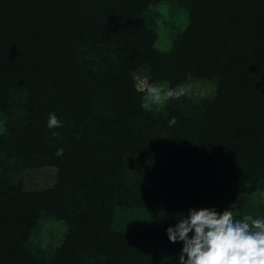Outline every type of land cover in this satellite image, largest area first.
Masks as SVG:
<instances>
[{
	"label": "trees",
	"instance_id": "1",
	"mask_svg": "<svg viewBox=\"0 0 264 264\" xmlns=\"http://www.w3.org/2000/svg\"><path fill=\"white\" fill-rule=\"evenodd\" d=\"M165 3L186 24L164 48ZM138 70L214 88L146 111ZM0 120V264H178L189 209L264 218L242 192L264 190V0H0ZM40 168L54 183L27 189Z\"/></svg>",
	"mask_w": 264,
	"mask_h": 264
},
{
	"label": "clouds",
	"instance_id": "2",
	"mask_svg": "<svg viewBox=\"0 0 264 264\" xmlns=\"http://www.w3.org/2000/svg\"><path fill=\"white\" fill-rule=\"evenodd\" d=\"M143 91L141 107L146 111L186 95L183 85L166 88L153 83ZM176 123L175 117L168 121L169 127ZM62 126L55 113H50L47 127L52 130ZM57 135L52 132L53 137ZM63 152L59 148L55 155L63 156ZM180 217L175 227L167 229L171 242H183L178 264H264V218L245 215L235 219L229 209L219 213L212 208L189 209L187 216Z\"/></svg>",
	"mask_w": 264,
	"mask_h": 264
},
{
	"label": "rangeland",
	"instance_id": "3",
	"mask_svg": "<svg viewBox=\"0 0 264 264\" xmlns=\"http://www.w3.org/2000/svg\"><path fill=\"white\" fill-rule=\"evenodd\" d=\"M173 5L170 3H165L160 6L161 13L163 17L170 21L169 24L163 25V27L160 30V47H166L168 46L170 40V31H175L176 28H178L179 25L184 26L186 24L185 19V12L182 9H177L175 12L176 15L174 18L171 16ZM136 81L137 86L139 89L144 90L147 85H149V76L147 71L145 70H138L136 74ZM155 84L163 85L166 88H168V84L166 82H157ZM186 90V95L194 98L198 97H205L207 96L212 90L213 86L206 83L201 82L198 80H192L184 85ZM157 108L161 106H155ZM3 127V121L0 120V132L2 131ZM25 186L27 189H39V188H45L48 186H51L54 183L55 180V169L53 168H40V169H30L25 171ZM242 192H244V195L249 198V201H247L246 207L248 210L257 211L256 207L260 204H264V190L259 191L255 189H242ZM227 201L224 202L222 205H214L213 203H210L206 205L205 208H212L215 209L217 212L222 213L224 210L229 209L232 211L233 216H235L239 210L236 205V202L234 200L226 199ZM65 232V226L58 222L53 220H47L44 221L41 225V228L38 232L37 236V243L40 244L42 247L47 248L50 246V244H56L59 242V239L63 236V233Z\"/></svg>",
	"mask_w": 264,
	"mask_h": 264
}]
</instances>
